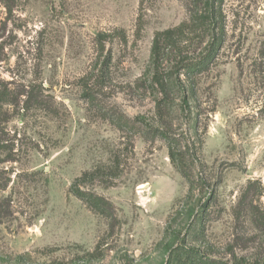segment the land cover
Here are the masks:
<instances>
[{
    "label": "rangeland",
    "instance_id": "1",
    "mask_svg": "<svg viewBox=\"0 0 264 264\" xmlns=\"http://www.w3.org/2000/svg\"><path fill=\"white\" fill-rule=\"evenodd\" d=\"M205 1L0 0V264H264V0Z\"/></svg>",
    "mask_w": 264,
    "mask_h": 264
},
{
    "label": "trees",
    "instance_id": "2",
    "mask_svg": "<svg viewBox=\"0 0 264 264\" xmlns=\"http://www.w3.org/2000/svg\"><path fill=\"white\" fill-rule=\"evenodd\" d=\"M8 1V0H7ZM12 1V0H11ZM6 2V1H5ZM217 3V0H206L205 1V14L201 16L200 21L202 25H212L214 26L217 23V14L215 13V5ZM8 4V3H7ZM9 8V4L7 5ZM214 36L213 40L217 41L218 37ZM158 42V41H157ZM155 42V45L153 47V57L156 60L160 56V49L158 43ZM158 61V60H157ZM201 66V64L194 65L193 67H186L183 68H189V70H198V68ZM173 82L175 86L178 88L180 93H182V105L186 106L189 103V95L188 90L185 87L183 81L180 79L179 76H176V73L173 75ZM23 94L15 95V92H12L10 90H6L1 92L0 90V105L3 104H11L16 105L17 102L24 103V105H28L32 102H37V97L35 95H32L31 92H27V97H25V101H23L20 96ZM17 98V101H16ZM184 109V108H183ZM2 108H0V115H2ZM153 130V129H151ZM153 132L156 136L161 137L169 146V156L174 164V166L179 170V172L186 177V172L184 169V162H185V155H186V149L182 147V142L180 140V136L171 134V132L162 130L160 128L154 129ZM2 189V188H0ZM258 216V219L260 220L262 217L259 216V213H256ZM249 264H262V263H249Z\"/></svg>",
    "mask_w": 264,
    "mask_h": 264
}]
</instances>
